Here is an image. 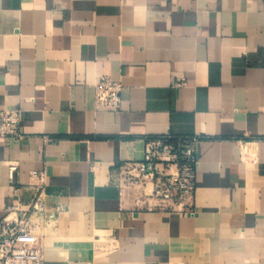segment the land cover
Returning <instances> with one entry per match:
<instances>
[{"label":"crops","instance_id":"obj_1","mask_svg":"<svg viewBox=\"0 0 264 264\" xmlns=\"http://www.w3.org/2000/svg\"><path fill=\"white\" fill-rule=\"evenodd\" d=\"M101 75L123 84L117 111L95 105ZM10 108L0 220L43 172L44 264H264V0H0ZM165 134L199 137L188 207L125 179Z\"/></svg>","mask_w":264,"mask_h":264},{"label":"built area","instance_id":"obj_2","mask_svg":"<svg viewBox=\"0 0 264 264\" xmlns=\"http://www.w3.org/2000/svg\"><path fill=\"white\" fill-rule=\"evenodd\" d=\"M122 88L120 81L108 75L99 76L93 84L95 105L119 110ZM21 136V110L0 109V137ZM198 140V136L170 134L148 137L144 160L126 164L124 172L151 179L154 197L161 207H188L195 191ZM14 168L11 166V171ZM32 177L39 182L28 209L13 206L0 220V264H44L41 239L55 213L44 199V173L33 171Z\"/></svg>","mask_w":264,"mask_h":264},{"label":"rangeland","instance_id":"obj_3","mask_svg":"<svg viewBox=\"0 0 264 264\" xmlns=\"http://www.w3.org/2000/svg\"><path fill=\"white\" fill-rule=\"evenodd\" d=\"M125 179H126V182L128 184L140 183V184L146 185L147 183H151V185H152L151 195L154 196V193H153V183H152V180L151 179L143 178L141 174L138 175V176H136V175L131 176L128 173H125ZM156 199L158 200V198H156Z\"/></svg>","mask_w":264,"mask_h":264}]
</instances>
